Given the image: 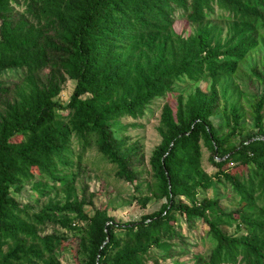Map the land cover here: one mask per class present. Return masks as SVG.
I'll use <instances>...</instances> for the list:
<instances>
[{
	"label": "trees",
	"instance_id": "trees-1",
	"mask_svg": "<svg viewBox=\"0 0 264 264\" xmlns=\"http://www.w3.org/2000/svg\"><path fill=\"white\" fill-rule=\"evenodd\" d=\"M16 6L24 12H15ZM214 20L229 25L226 42ZM179 21L199 29L175 47L172 30ZM261 32L264 0H0V78L20 70L26 74L14 92L0 79V264H59L63 236H44L36 223L80 232L81 264H167L191 247L184 225L194 231L200 222L208 227L201 240L211 248L206 256L195 254L193 264H264L262 71L254 72L262 86L255 129L232 148L230 140L245 121L236 107L230 115L221 111L216 90L207 94L200 87L179 125L167 110L169 135L157 158L154 190L151 182L141 181L139 145L129 146L117 135L121 117L143 118L157 99L173 92L175 82L195 83L205 76L217 82L235 75L259 46ZM170 46L173 64L165 62ZM155 51L159 58L149 62L145 74L133 59ZM69 78L76 89L65 106L55 99ZM123 90L136 93L117 103ZM230 118L234 128L225 133ZM96 137L122 180L135 188L136 181L145 183L154 201H166L160 211L108 226L99 215L84 232L74 226L73 215L89 220L83 214L86 202L71 201L78 177L72 172L74 140L87 147ZM202 142L213 153V174L203 171ZM230 165L247 173L230 171ZM35 170L46 182L32 192H68L67 203L52 201L37 213L35 205L20 201L25 186L19 185L34 179ZM200 189L214 190L215 196L200 202ZM234 226L242 229L239 235L230 234Z\"/></svg>",
	"mask_w": 264,
	"mask_h": 264
},
{
	"label": "rangeland",
	"instance_id": "rangeland-1",
	"mask_svg": "<svg viewBox=\"0 0 264 264\" xmlns=\"http://www.w3.org/2000/svg\"><path fill=\"white\" fill-rule=\"evenodd\" d=\"M25 7L16 6L15 12L23 13ZM181 20V19H177ZM213 23L218 24L220 28V38L223 42H226L230 37V28L226 22L216 21ZM199 26L187 25L185 22H177L174 30H172L173 44L175 47H179V40L185 41L192 38ZM259 46L252 51L240 65L238 72L233 76H224L219 78L217 82H214L212 78L207 76L200 79V81L193 83L192 81H180L175 82L173 85V92L169 93L166 98L157 99L149 108L146 115L143 118L133 119L131 117H121L119 119V128L117 135L120 139L126 140L129 146L138 144L140 147V158L142 157L143 164L139 170L143 173L141 181H149L151 185L157 187L159 185V179L157 177L158 166L157 158L161 153V147L165 143L166 138L169 135V127L165 123V115L169 111L173 116V120L177 125L180 124L181 113L187 117L191 111L190 103L193 101L194 96L198 93L199 88L206 91L207 94L217 91L219 98V105L221 111L227 112L230 115L231 107H236L239 110L240 115L245 121L244 127L236 128V135L232 137L229 143V148H232L239 141L240 136L252 134L255 129V123L257 118L256 103L262 94V86L254 77V72L259 70L264 73V32L259 35ZM171 45V43H170ZM171 46L165 56V62L167 64H173L175 61V54L171 52ZM179 55V54H178ZM159 58L158 52L149 53L146 52L144 57H135L133 60L135 63H140L141 69L148 74L147 69L150 67L149 62L155 61ZM47 74V72H45ZM26 77L25 71L20 70L17 73H10L6 78H0L3 82H6L9 89L14 92L18 87V83L24 80ZM76 89V81L69 78L64 85L62 93L55 99L62 105H67ZM134 93L123 90L114 98L117 103H122L125 99L134 98ZM16 94H12L11 97ZM88 96H85V98ZM168 110V111H167ZM64 114H67L65 112ZM223 115V118L226 115ZM264 127V119H263ZM234 128L233 119L230 118V124H225V133H230ZM20 138L18 142H21ZM74 161L72 172L76 173L78 177L74 184L73 197L71 201L86 202L84 213L89 218L88 221L79 220L76 215L75 227H81V232L85 231L88 224L97 216L100 215V219H107L106 226L111 225L113 221L116 222H131L139 221L143 216L160 211L165 200L154 201L153 193H149L147 185L136 181L135 188L133 185L122 180L118 176L117 166L106 159L99 150L97 143V137L91 138L87 144V147L78 139L74 140ZM84 151V152H83ZM83 152V161L81 166L78 165V155ZM202 166L203 171L213 174L215 172L214 167L211 165V158L213 156L212 151L202 142ZM230 171L241 172L245 175L247 172L245 168H235L232 165L229 166ZM35 178L30 182L20 184V187H24L22 195H20V201L23 204L32 203L35 205V212L39 213L47 207L52 201L56 203H67L69 196L68 192L57 195L56 192H51L41 196L40 192H32V188L40 186L38 183H45V177H42L38 171H34ZM51 185V184H50ZM52 184L51 186H53ZM139 187V188H138ZM141 191V192H140ZM153 192V191H152ZM34 196V197H33ZM67 196V197H66ZM215 196L214 190L200 189L199 200L200 202L206 198H213ZM33 197V200L31 198ZM148 199H150L148 201ZM36 202L39 205H36ZM91 202V205H89ZM149 202V203H148ZM34 223V222H33ZM37 227L43 230V235H53L55 232L63 236L60 238L57 245L56 259L59 264H81L79 262L78 254L85 248V242L82 239V235L77 231L62 230L60 228H54L53 226L38 225ZM208 227L206 224L200 222L197 229L194 231L188 230L184 225L183 231L185 236L189 239L191 247L187 248V251L178 253L174 258L169 259L166 263L173 264L175 261L181 263L193 264V256L195 254H201L206 256L211 248L209 242L201 240L205 236ZM242 231L240 227L234 226L229 232L232 235H239ZM36 243L40 248L43 245L37 240ZM8 250V247L6 248ZM180 251V250H178ZM32 264V263H24ZM44 264V263H38Z\"/></svg>",
	"mask_w": 264,
	"mask_h": 264
},
{
	"label": "water",
	"instance_id": "water-1",
	"mask_svg": "<svg viewBox=\"0 0 264 264\" xmlns=\"http://www.w3.org/2000/svg\"><path fill=\"white\" fill-rule=\"evenodd\" d=\"M108 238H109V236H108Z\"/></svg>",
	"mask_w": 264,
	"mask_h": 264
}]
</instances>
